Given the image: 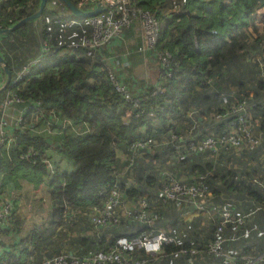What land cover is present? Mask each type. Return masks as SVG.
Listing matches in <instances>:
<instances>
[{
  "label": "trees",
  "instance_id": "obj_1",
  "mask_svg": "<svg viewBox=\"0 0 264 264\" xmlns=\"http://www.w3.org/2000/svg\"><path fill=\"white\" fill-rule=\"evenodd\" d=\"M54 1L52 4L51 0H46L37 17L8 33H0V54L11 77L0 91V107L6 89L24 100L19 104L31 103L21 120L26 126L12 129L15 142L6 149L0 145V198L2 190L18 192L23 183L32 186L39 183V188L45 186L46 206L34 212L47 210L44 223L33 221L27 226L24 213L17 208L14 199L7 198L9 209L0 218V264H18L31 254L32 258H39L42 254L64 251L80 257L90 256L99 249L113 246L118 235L134 234L140 223L132 222L122 213L117 214V221L106 224H95L90 219L94 207L100 205L111 187L118 190L122 199H130L134 204L144 198L148 216L156 213L151 227L156 226L162 207L169 205L172 213L180 209L158 195L166 174L187 183L204 182L213 201L217 194L213 185L219 180L220 187L228 189L226 194L230 190L234 198H250L262 207L264 173H256L254 166L264 165V27L261 31L254 28L248 43L244 40L249 36L247 25H253L264 0H174V9L172 0H128L129 4L155 16L158 37L150 49L167 50L171 58L165 67L160 65L162 92H153V86L149 85L141 87L140 91H129L139 97L137 105L114 89L108 68L97 57L100 48L87 55L82 46L71 45L80 38L82 29L88 31L87 17L74 15L62 0ZM71 1L76 3V0ZM38 2L0 0V26L11 25L32 13ZM68 18L76 22L64 23ZM43 42L47 44L45 50H41ZM29 57H36V61L28 65L25 75L13 80L14 70ZM241 59L248 65H242ZM231 65L237 67L231 69ZM165 71H169V75L165 76ZM246 83L261 90L252 95L254 108L248 106L254 109L257 121L250 122L246 118L253 134L259 135L261 140L252 148L240 149L238 166L225 168L219 156L229 147L215 145L199 150L191 148L190 141L197 142L205 135L215 137L235 127L234 103L244 95L248 102V91L245 90L230 108L218 104L222 98L220 92L234 88L238 93ZM123 86L130 90L127 85ZM36 101L43 106L45 116L51 110L58 116L84 122L87 130L78 134L64 130L52 134L35 132L28 123L36 111ZM203 109L210 110L217 121L212 122L208 130L196 120ZM190 111L193 112L188 115ZM215 113H220L221 118ZM192 119L197 122L195 126H191ZM39 124L40 120L36 122ZM171 134L180 140L172 139ZM146 136L154 139L153 144L133 151L131 145ZM180 141L182 145L178 146ZM162 152L170 160L162 159ZM19 153H28V156L20 158ZM42 159H47L49 165ZM152 159L172 167L164 168L156 163V167L142 174L144 162ZM124 165H131L135 178L123 177ZM162 204L165 205L159 206ZM212 220L207 232L201 227L196 228L197 232L191 226L184 230L182 224L176 228L187 231L189 237L199 235L195 242L201 241L194 246L190 245V240L179 241L172 236L173 241L163 243L154 254L133 249L126 255V263L144 259L140 264H219L220 257L207 252L216 216ZM125 224L130 227L134 224V230L127 231ZM118 225L121 229L117 230ZM254 228L243 237L246 241L242 238L239 242L244 243L241 251L230 250L226 236L223 249L253 255L264 251ZM52 236L56 246L50 247ZM182 248L196 252L188 255L180 252Z\"/></svg>",
  "mask_w": 264,
  "mask_h": 264
},
{
  "label": "built area",
  "instance_id": "obj_2",
  "mask_svg": "<svg viewBox=\"0 0 264 264\" xmlns=\"http://www.w3.org/2000/svg\"><path fill=\"white\" fill-rule=\"evenodd\" d=\"M98 1L100 0H76L75 5L80 8L84 7L83 9H90ZM51 3L53 4L55 1L51 0ZM172 3V9H174L176 2L172 0ZM133 20L137 21L138 26L142 31V42L136 46L135 50L142 51L145 48H151L158 37L157 19L148 10L129 4L128 0H107V5L103 10L87 17V23L89 25L88 31L82 29L80 38L76 42L71 43V45L82 46L85 53L90 55L95 49L104 46L112 38L118 37L122 32V29L130 25ZM69 22H76V20L68 18L64 23ZM46 48L47 44L46 42H43L41 50H45ZM156 54L161 67H165L169 64L171 58L167 50L156 51ZM35 61L36 57H29L26 59L18 69L14 70L12 79L16 80L22 75H25L28 72V65ZM107 72L114 89L119 91L125 100H130L133 105H137L139 97L130 93L129 90H127V88H125L115 77L113 71L108 69ZM1 75L2 82L4 73L0 68V76ZM167 75H169V71H165V76ZM10 79L11 77L8 82H10ZM162 91L163 88L160 84L153 86V92ZM20 101L24 100L12 91L8 89L5 90L2 105L0 107V145L5 149L10 147V143L15 142V136L12 134V130L10 133H7L4 130L5 123L12 121L14 129L26 126L21 123V120L25 111L29 109L31 103L27 101L21 105L18 103ZM15 104L20 106L19 113L12 115L8 109ZM34 106H36V111L33 113L28 126L37 133L45 132L52 134L60 133L64 130L78 134L87 130V125L84 122H77L69 117L58 116L51 110H49V114L45 116L43 106L38 101L34 103ZM247 110L248 102L247 97L244 95L234 103L236 122L235 127L232 130L223 132L215 137L212 135H205L197 142L190 141V147L199 150L211 148L215 145L223 146L225 148L231 147L237 150L242 148H252L259 143L261 139L259 135L253 134L250 125L246 122ZM192 112L193 111L188 112V115ZM149 115H151V113H149ZM214 115L221 118L220 113H215ZM38 120H40V124L36 125ZM196 124V120L192 119L191 126H195ZM171 138L180 140V137H177L175 134H171ZM153 142V138L146 136L140 141H135L131 147L132 150L135 151L136 148L153 144ZM177 145H182V142L180 141ZM27 156L28 153L18 154V157L20 158ZM42 161L49 165L47 159H42ZM253 181H255V178H253ZM158 195L161 200L170 201L176 207L190 205L202 214L209 215L213 212L212 214L216 216L217 221L214 224L212 238L207 243V252L220 257L219 264H264V251L253 255L238 252L236 254L235 252L223 249V242L225 241L223 227L225 223L230 222L234 228L243 226L248 220L247 215L250 212L233 215L231 213L232 206H227L225 208L219 207V205L212 200V193L204 182L187 183L184 180L176 178L172 174H166V180L162 184ZM27 206L30 207L28 202ZM8 207V199L0 198V218L7 213L9 209ZM146 207L147 201L144 198H140L135 204H129L126 200L121 198L117 189L111 187L100 205L94 207L90 219L95 224H106L117 221V214L122 213L132 222L135 221L140 223L134 234L130 236L118 235L114 240L113 246H110L105 250L99 249L90 256L80 257L68 251L47 255L42 254L39 258H32L31 254L27 259L18 264H107L108 262L127 264L126 255L135 248H140L147 254H154L161 249L163 243H169L173 241V238L163 230H155L151 227V222L156 213H152L149 217L147 210L145 209ZM259 207L260 205H255L253 209H258ZM144 226L145 228H142ZM253 227L254 226L247 227V229L243 231V234L247 233ZM180 252H186L188 255H193L196 251L195 249L182 248ZM143 261L144 259H134L131 263L140 264ZM192 264L198 263L194 262Z\"/></svg>",
  "mask_w": 264,
  "mask_h": 264
},
{
  "label": "crops",
  "instance_id": "obj_3",
  "mask_svg": "<svg viewBox=\"0 0 264 264\" xmlns=\"http://www.w3.org/2000/svg\"><path fill=\"white\" fill-rule=\"evenodd\" d=\"M263 27H264V6L258 10L257 18H255L253 25H247L249 36L246 35L247 37L244 40L245 43H248L250 41V36L252 35L254 28H256V30L259 29L261 31ZM141 42H142V31L138 26L137 21L133 20L130 25L122 29V32L118 37L112 38L107 44L100 47L99 51L97 52L98 55L97 57L99 61H102L108 69L113 71L117 79L121 83L127 85L130 88L129 91H140L142 89L141 87L143 86H147V85L156 86L160 84V80H159L160 63L158 61L157 54L154 50L150 48H145L142 51L135 50L136 46L139 45ZM248 51L250 52V48H248ZM1 79H2V75L0 76V82ZM246 85L247 86L244 89H239L238 93L234 90V88H229L226 91L220 89V91L222 90V92H220L222 93V98L218 101V104L221 107L230 108L232 104L237 100V98L243 95L244 94L243 92L247 90L248 92H246V94L248 96V106L249 108L251 106L254 108V103H253L254 100L252 99V95L255 96L259 94L261 90H257L253 88L252 86L248 85V83H246ZM85 103H87V101ZM19 108L20 106L15 104L12 107H10L8 111L12 115H15L19 113ZM253 108L249 109L246 114V118L250 120V122H252V120L255 122L257 121V117H256L257 115L254 113ZM203 111L199 112L200 114L199 118L196 117L195 118L196 120L199 119L197 121L200 126L201 125L206 126L205 129L207 130L211 129L213 126L211 123L212 122L217 123L216 118L215 117L212 118L210 114L211 113L210 110L203 109ZM12 128H13L12 121L5 123L4 130L7 133H10ZM262 150L264 152V148ZM221 152L222 154L220 153L221 155L219 156L220 157L219 161L221 165L223 163V167L233 169L236 166H238L240 161L237 155L240 152V150L238 151L235 148L229 147L228 149ZM216 155H218V153ZM215 167L216 166H214V169ZM254 167L256 168L255 170L256 173H258L259 175H262V172L264 173V165H260V167L257 166ZM218 181H215L213 185L216 189L215 193H217L216 197L214 198L215 203H218L221 208L231 206L232 204L233 205L232 209L238 211L237 214L243 212L244 213L250 212L247 215L249 222L247 221V225L245 226L234 228L230 222L225 223L224 234L226 236V242L229 249L233 251L242 250L244 243L239 244V242H242L241 240L243 237H247L249 235V233L243 234V231L247 229L249 225L255 227L254 229L256 230V234L257 236L260 237L259 245L263 246L264 245V215L262 214H264V202L262 203V207H259L258 209H253L255 207V202L250 198L239 199V198H234L232 196L225 198V195H227L225 191L228 189L224 188L223 190L222 187H220ZM22 186L28 187L27 183H23ZM10 193H14V192L10 191ZM127 203L133 204L132 200L130 199L127 200ZM163 205L165 204L159 206H163ZM179 208L180 209L178 211L172 213L169 210V205L162 207L161 214L159 217L160 222L159 224L156 223V226L155 224H153L154 226L152 228L155 230L161 229L167 234L175 237L179 241L190 240V245L194 246L193 244H196L199 241H201L199 239L198 242H195L197 241L196 238L199 235H196V237L195 235H191L192 237H189L187 231H181L179 229L177 230L176 228L182 224L184 227L187 226L189 228L191 226L194 227V229L196 230V228L201 227L202 223L205 222L210 223V221H213L212 219L215 215L212 214L213 212H211V214L209 215L202 214L198 212L197 209H194L190 205L181 206ZM260 212H262V214H260ZM237 214H233V215H237ZM203 218H207V221ZM243 239H245L243 241L247 240V238H243Z\"/></svg>",
  "mask_w": 264,
  "mask_h": 264
},
{
  "label": "rangeland",
  "instance_id": "obj_4",
  "mask_svg": "<svg viewBox=\"0 0 264 264\" xmlns=\"http://www.w3.org/2000/svg\"><path fill=\"white\" fill-rule=\"evenodd\" d=\"M241 63H242V65L244 64V65H248L247 64V62L246 61H244V60H242L241 59ZM231 69H235L236 67H237V65H231V66H229ZM249 67H251L250 65H249ZM234 72H236V71H234ZM160 139H162V136L160 137ZM161 158L162 159H166V160H170L169 159V157H167L166 155H165V152H162L161 153ZM164 162V161H163ZM159 163L156 159H152V160H146L144 163L146 164L144 167V169L142 170V174H144V173H146V171H148L149 169H151V168H153V167H156V163H158V164H160V166H163L164 168H169V167H172V165H170V164H167V163H165V165H164V163ZM131 165H128V166H126V165H124V167H123V177H130V176H135L134 175V169L132 170V167H130ZM158 167H159V165H158ZM172 171H174V169H171ZM135 178V177H134ZM23 182H25V181H23ZM27 185H28V187H23V186H21L19 189H18V192L16 191V190H12L11 189V191L12 192H14V193H8L7 191H4V190H2V199H6V198H12V199H14V203L16 202V204H17V208L20 210V211H22L24 214V216H25V218L27 219L26 220V224L25 225H30L33 221H41V222H45L46 221V216L45 215H47V210L46 209H44V210H40V211H36V212H34V210H36V209H40L39 207H45L46 205V199L44 198L45 197V192H44V190H43V187H44V189H45V186L43 185V187H41V188H39V183L36 185V186H32L30 183H27ZM37 187V188H36ZM17 193V194H16ZM15 194V195H14ZM231 194V191L229 190V192L227 193V195H225V196H229ZM44 196V197H43ZM231 196V195H230ZM233 197V196H232ZM225 198H227V197H225ZM236 198V197H235ZM16 200V201H15ZM37 200H39L38 202H36ZM126 201H127V199H126ZM27 202L29 203V205H31L30 207L29 206H27ZM218 204V203H217ZM219 205V204H218ZM219 207H220V205H219ZM231 213L232 214H237L238 213V211H235L234 209H232L231 210ZM27 215V216H26ZM39 216L38 218H35V216ZM30 217V218H29ZM203 219H205L206 221H207V218H203ZM39 221V222H40ZM210 223H202L201 224V230L202 231H204V232H207L208 230H209V228H210V225H209ZM80 225H82V227H86V225L85 224H80ZM120 226L121 225H118L117 226V230L118 229H121L120 228ZM125 226H126V228H127V231L129 230L130 232H132L133 230H134V228H135V226H134V224L130 227V226H127L126 224H125ZM75 227H76V229H77V224L75 225ZM122 229H123V224H122ZM132 227H134V228H132ZM88 228V227H87ZM178 230V229H177ZM184 230H186V226H185V228H184ZM113 233H115V232H113ZM53 238H54V236H52L51 237V240H49V243L51 244V246L50 247H52V246H56V241L55 240H53ZM60 241L62 240V238L61 239H59ZM38 242V241H37ZM49 244V245H50ZM156 263H159V261H157Z\"/></svg>",
  "mask_w": 264,
  "mask_h": 264
},
{
  "label": "water",
  "instance_id": "obj_5",
  "mask_svg": "<svg viewBox=\"0 0 264 264\" xmlns=\"http://www.w3.org/2000/svg\"><path fill=\"white\" fill-rule=\"evenodd\" d=\"M62 1L65 3V5L70 9V11L74 15L85 16V17L91 16V15L103 10L107 5V0H100L90 9H83V8H80L77 5H75V3H73L71 0H62ZM45 2H46V0H39L37 8L32 13L19 18L18 20H16L11 25H8L5 27H0V33L1 34L8 33L9 31L13 30L14 28L21 25L22 23L37 17L40 14L43 6L45 5ZM0 68L4 73L3 81L0 84V91H2V89L5 88V86L7 85L8 81H9L10 70L7 67L6 61L2 57L1 54H0Z\"/></svg>",
  "mask_w": 264,
  "mask_h": 264
}]
</instances>
